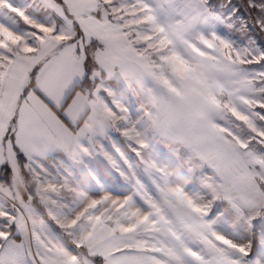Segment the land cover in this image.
Wrapping results in <instances>:
<instances>
[{
    "label": "snow or ice",
    "instance_id": "obj_1",
    "mask_svg": "<svg viewBox=\"0 0 264 264\" xmlns=\"http://www.w3.org/2000/svg\"><path fill=\"white\" fill-rule=\"evenodd\" d=\"M241 2L0 0V264H264Z\"/></svg>",
    "mask_w": 264,
    "mask_h": 264
},
{
    "label": "trees",
    "instance_id": "obj_2",
    "mask_svg": "<svg viewBox=\"0 0 264 264\" xmlns=\"http://www.w3.org/2000/svg\"><path fill=\"white\" fill-rule=\"evenodd\" d=\"M223 2H226L224 5L227 6L225 12H229V11L235 10L238 14L244 15V9L242 7L241 0H230V3H227V0H223Z\"/></svg>",
    "mask_w": 264,
    "mask_h": 264
},
{
    "label": "rangeland",
    "instance_id": "obj_3",
    "mask_svg": "<svg viewBox=\"0 0 264 264\" xmlns=\"http://www.w3.org/2000/svg\"><path fill=\"white\" fill-rule=\"evenodd\" d=\"M213 3L218 9L226 11L227 6L224 5L226 2H223V0H213ZM227 3H230V0H227Z\"/></svg>",
    "mask_w": 264,
    "mask_h": 264
}]
</instances>
